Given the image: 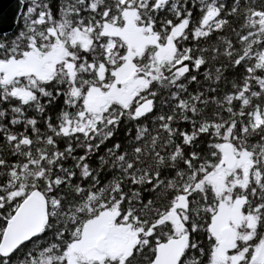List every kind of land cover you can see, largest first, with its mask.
<instances>
[{"label": "trees", "instance_id": "1", "mask_svg": "<svg viewBox=\"0 0 264 264\" xmlns=\"http://www.w3.org/2000/svg\"><path fill=\"white\" fill-rule=\"evenodd\" d=\"M22 4L14 30L0 34V65L44 55L57 43L65 56L33 87L0 75V241L30 192L39 190L48 204L43 232L0 254V264H67L70 246L104 211L117 212L139 243L123 260L102 264H150L158 243L183 233L189 245L180 264H213L210 224L220 199L207 176L221 167L226 143L249 165L244 184L238 167L227 178V193L243 200L241 231L250 235L229 252L242 253L236 264H264V255L254 257L264 243V0ZM127 10L157 38L132 57L135 99L153 100L145 117L135 116L136 100L108 97L96 111L86 107L114 84L128 47L112 30L123 27ZM180 23L174 58L158 61L159 46ZM76 31L83 41L72 40ZM182 195L185 210L176 208ZM173 211L186 215L181 233L165 219Z\"/></svg>", "mask_w": 264, "mask_h": 264}, {"label": "rangeland", "instance_id": "2", "mask_svg": "<svg viewBox=\"0 0 264 264\" xmlns=\"http://www.w3.org/2000/svg\"><path fill=\"white\" fill-rule=\"evenodd\" d=\"M185 24L180 23L175 26L168 36L166 43L159 46L156 52L158 61L171 60L175 56L174 39L184 29ZM117 33L127 44L128 50L123 58L121 66L114 72L115 81L108 95L99 96L87 100L86 107L88 110L96 111L102 106L108 97H114L122 102L129 103L136 100L139 103L142 98L135 99L137 95V84L134 81L136 76V67L132 62L134 53L141 52L147 45L156 44L157 38L155 35L148 34L144 29L138 27L134 23V12L127 10L124 15V25L120 30H112ZM197 34L205 33L202 30ZM84 35L76 31L72 36V40L83 41ZM65 51L62 46L57 43L53 46L50 52L40 55L38 52L27 54L23 62L10 60L6 64L0 65V75L2 80L8 82L16 77H23L30 80V86H34L36 80H46L53 73L55 65L63 61ZM182 59L177 63L182 64ZM187 66L182 65L178 71L181 73L186 70ZM27 94V93H26ZM145 100V99H143ZM238 157L237 167L242 169L245 176L243 184L248 178V163L246 156ZM231 171H227L219 167L214 172L208 174L207 179L214 187L220 202L215 211L211 224L210 231L215 238L217 245L213 252V264H236L241 259L242 253H230L228 249L222 245V230L230 227L236 234L237 241L245 242L250 235L241 231L243 228V216L241 207L243 200L241 198H232L228 192L227 178L231 176ZM258 178V175L255 176ZM170 220L177 232H182L184 229V221L186 215L175 211L168 214L165 218ZM125 227L123 222H118V213L114 211H104L95 219L89 221L81 232L80 239L68 249L67 264L81 263H99L102 264L107 258H123L139 243L138 232L129 229L128 232L121 233L118 227ZM135 233V237L132 234ZM99 237L106 238V250L103 253L96 252L94 246ZM125 239L128 241L125 242ZM235 248V246L233 247ZM264 255V243L260 244L254 251L255 259H260Z\"/></svg>", "mask_w": 264, "mask_h": 264}, {"label": "water", "instance_id": "3", "mask_svg": "<svg viewBox=\"0 0 264 264\" xmlns=\"http://www.w3.org/2000/svg\"><path fill=\"white\" fill-rule=\"evenodd\" d=\"M22 7V0H0V34H8L14 30ZM152 107V99L142 100L135 107L134 114L136 117H145L152 111ZM221 151L223 157L220 166L227 171H233L238 163L235 150L226 143L222 146ZM187 206V197L180 196L176 202V208L185 210ZM47 219V200L39 190H33L20 202L14 214L7 221L0 241V254L8 257L22 245L39 236L45 229ZM221 243L228 249H232L236 245L237 237L230 227L222 230ZM106 245V238L99 237L94 248L96 252L103 253L106 250ZM188 245V233L158 243L155 256L150 264H180Z\"/></svg>", "mask_w": 264, "mask_h": 264}, {"label": "flooded vegetation", "instance_id": "4", "mask_svg": "<svg viewBox=\"0 0 264 264\" xmlns=\"http://www.w3.org/2000/svg\"><path fill=\"white\" fill-rule=\"evenodd\" d=\"M118 230H119L121 233H123V232H128V231H129V227H128L127 225H125V227H121V226H119V227H118ZM132 236L135 237V233H133ZM127 241H128V240L125 239V242H127Z\"/></svg>", "mask_w": 264, "mask_h": 264}]
</instances>
